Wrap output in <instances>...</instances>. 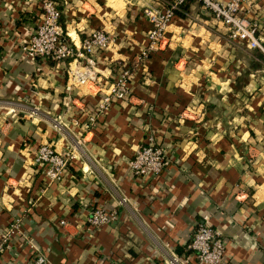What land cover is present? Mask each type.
<instances>
[{"label":"crops","instance_id":"obj_1","mask_svg":"<svg viewBox=\"0 0 264 264\" xmlns=\"http://www.w3.org/2000/svg\"><path fill=\"white\" fill-rule=\"evenodd\" d=\"M55 2L75 42L96 28L112 39L92 52L93 67L24 55L18 44L42 18L39 0H0V232L19 219L0 264H32L29 242L49 264H166L173 254V264H203L187 248L203 213L225 242L220 264H264V53L185 0L166 47L85 127L100 95L91 79L116 78L146 42L141 5L163 0ZM248 14L264 43V0ZM73 65L87 74L76 78ZM149 134L165 163L135 176L127 163ZM40 142L72 151L59 179L32 162ZM92 207L114 218L91 226Z\"/></svg>","mask_w":264,"mask_h":264},{"label":"built area","instance_id":"obj_2","mask_svg":"<svg viewBox=\"0 0 264 264\" xmlns=\"http://www.w3.org/2000/svg\"><path fill=\"white\" fill-rule=\"evenodd\" d=\"M185 0H163L161 6L144 4L141 7L142 15L150 23L146 42L130 57L116 78L106 84L94 77L89 87L95 91L100 90L95 109L90 113L83 125L91 127L96 114L103 112L113 99L124 98L129 93V78L131 68L142 64L155 50L166 47L168 43L167 27L175 10L181 8ZM215 19L221 21L227 30L229 38L244 41L250 47H256L264 53V43L258 34V21L249 16L248 11L253 0H198ZM42 18L35 25L33 31L18 44V51L31 57L43 59H72L75 64L82 63L93 67L94 58L91 56L95 49L107 47L112 37L102 28H96L81 36L77 42L68 36L61 27L60 11L55 0H39ZM73 153L69 150L58 151L49 142H40L32 152L31 160L40 165L44 176L48 181L59 179L67 161ZM165 163V152L162 146L153 141L152 135H148L146 142L138 146L128 160V170L135 176L147 171L157 172ZM115 211H106L102 207H92L88 210L86 221L91 226H99L108 223L114 218ZM64 223L63 219H59ZM19 219L13 217L6 228L0 232V248L3 241L12 233L19 231ZM29 242V240H28ZM32 264H49L46 255L33 243ZM225 242L219 231L214 228L209 220V215L203 213L196 222L195 229L187 242V248L191 250L198 262L203 264H220ZM177 260L176 255H171L165 262L173 264Z\"/></svg>","mask_w":264,"mask_h":264},{"label":"bare ground","instance_id":"obj_3","mask_svg":"<svg viewBox=\"0 0 264 264\" xmlns=\"http://www.w3.org/2000/svg\"><path fill=\"white\" fill-rule=\"evenodd\" d=\"M73 72L75 73V77L76 78H81L83 77L85 74H87V70L86 68H84L83 66L79 67V66H72Z\"/></svg>","mask_w":264,"mask_h":264},{"label":"rangeland","instance_id":"obj_4","mask_svg":"<svg viewBox=\"0 0 264 264\" xmlns=\"http://www.w3.org/2000/svg\"><path fill=\"white\" fill-rule=\"evenodd\" d=\"M143 5H144V4H142L141 7H142ZM141 7H140V10H141ZM133 68H135V67H132L131 70H132Z\"/></svg>","mask_w":264,"mask_h":264},{"label":"trees","instance_id":"obj_5","mask_svg":"<svg viewBox=\"0 0 264 264\" xmlns=\"http://www.w3.org/2000/svg\"><path fill=\"white\" fill-rule=\"evenodd\" d=\"M185 3V1L182 3V5ZM182 5H181V7H182ZM62 25V24H61Z\"/></svg>","mask_w":264,"mask_h":264}]
</instances>
